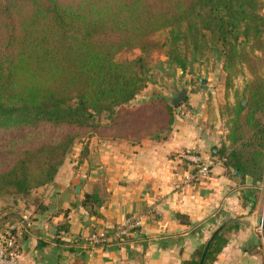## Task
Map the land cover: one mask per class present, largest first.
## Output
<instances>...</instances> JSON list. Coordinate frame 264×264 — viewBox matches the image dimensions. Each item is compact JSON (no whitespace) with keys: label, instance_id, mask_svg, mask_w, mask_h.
<instances>
[{"label":"trees","instance_id":"obj_1","mask_svg":"<svg viewBox=\"0 0 264 264\" xmlns=\"http://www.w3.org/2000/svg\"><path fill=\"white\" fill-rule=\"evenodd\" d=\"M262 10L261 0H0V232L24 210L47 211L44 193L78 144L93 136L167 140L182 101L132 105L151 83L156 50L182 74L214 57L225 98L242 69L249 74L240 98L220 114L226 134L215 156L243 186L241 203L252 213L264 182ZM105 196L98 183L81 207L93 215ZM240 225L237 218L219 224L203 264L217 260ZM204 245L183 264H198Z\"/></svg>","mask_w":264,"mask_h":264},{"label":"crops","instance_id":"obj_2","mask_svg":"<svg viewBox=\"0 0 264 264\" xmlns=\"http://www.w3.org/2000/svg\"><path fill=\"white\" fill-rule=\"evenodd\" d=\"M199 94L186 89L165 141L93 136L78 144L44 193L47 211L21 213L19 264H183L194 258L214 226L230 218H237L240 228L229 234L213 264H264L263 233L242 206L243 186L225 174L215 156L226 134L225 120ZM176 97L170 100L173 106ZM185 150L209 163L207 178L184 183L192 174L180 158ZM98 183L106 196L89 215L81 200ZM131 218L140 226L117 238V230ZM60 224L68 229L60 230ZM92 236L104 238L105 244L90 245Z\"/></svg>","mask_w":264,"mask_h":264},{"label":"rangeland","instance_id":"obj_3","mask_svg":"<svg viewBox=\"0 0 264 264\" xmlns=\"http://www.w3.org/2000/svg\"><path fill=\"white\" fill-rule=\"evenodd\" d=\"M261 1L263 2L262 12L264 14V0ZM137 54L138 51L122 53L117 55L116 59L122 61L124 59L134 58ZM262 58L264 59V53L262 54ZM164 60L159 50H156L151 55V83L132 105H140L144 101L153 99L154 97L165 98L170 101L182 89H195L200 93L199 96L202 102H208L217 106L219 114H221L222 112L225 113L224 106L226 102L234 104L240 98L241 92L250 78L249 74L242 69L241 73L233 79L232 86L227 91V98H225V75L221 70V63L215 62L214 57L208 55V59H201L186 74H182L181 71L176 72L170 70L164 63ZM260 73L264 76V68L260 70ZM202 81L204 84L201 83ZM155 92L158 95H154ZM225 119V116H223V120ZM223 124H225V121H223ZM224 128L226 129V127ZM260 190L258 207L251 213L252 220L262 216L263 213L264 182ZM2 204L3 202H0V208ZM20 206L23 207V204H20ZM253 224L255 225L254 221ZM217 228L218 226H214L209 231V238Z\"/></svg>","mask_w":264,"mask_h":264},{"label":"built area","instance_id":"obj_4","mask_svg":"<svg viewBox=\"0 0 264 264\" xmlns=\"http://www.w3.org/2000/svg\"><path fill=\"white\" fill-rule=\"evenodd\" d=\"M180 158L191 168L192 174L184 181L190 184L194 181H200L209 176L210 165L202 160L201 156L192 150H185L180 154ZM24 220L12 223L0 232V264H19V240L24 228ZM140 226V220L127 219L117 232V238H123L129 234L131 229ZM94 245H102L105 240L102 237L92 236L88 239ZM103 246V245H102Z\"/></svg>","mask_w":264,"mask_h":264},{"label":"water","instance_id":"obj_5","mask_svg":"<svg viewBox=\"0 0 264 264\" xmlns=\"http://www.w3.org/2000/svg\"><path fill=\"white\" fill-rule=\"evenodd\" d=\"M201 83L204 84L203 81ZM185 95H186V90L183 89L180 92V94L178 95V97L175 99L174 103L177 104V103L181 102L184 99ZM242 105H245V102H242ZM246 182H247V184H250L251 183V179L250 178H246ZM254 223H255V226L260 228V230L263 233L262 244H263V248H264V200H263V213H262V216L256 217L255 220H254ZM221 229H222V227L217 228L212 233V235L207 240V242L205 243L203 251H202V254H201V257H200V259L198 261V264H203L204 263V259H205V256L207 254V251L209 249V246L211 245L212 241L214 240V238L220 232Z\"/></svg>","mask_w":264,"mask_h":264},{"label":"flooded vegetation","instance_id":"obj_6","mask_svg":"<svg viewBox=\"0 0 264 264\" xmlns=\"http://www.w3.org/2000/svg\"><path fill=\"white\" fill-rule=\"evenodd\" d=\"M182 90H183V89H182ZM182 90H181V91H182ZM184 90H185V89H184ZM181 91H180V92H181ZM180 92L177 94V97H178V95L180 94ZM177 97H176V98H177ZM176 98H175V99H176ZM175 99H174V101H175Z\"/></svg>","mask_w":264,"mask_h":264}]
</instances>
